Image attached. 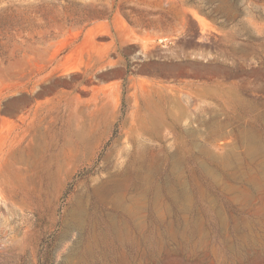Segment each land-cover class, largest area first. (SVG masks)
Here are the masks:
<instances>
[{
	"label": "rangeland",
	"instance_id": "374dc122",
	"mask_svg": "<svg viewBox=\"0 0 264 264\" xmlns=\"http://www.w3.org/2000/svg\"><path fill=\"white\" fill-rule=\"evenodd\" d=\"M0 264H264V0H0Z\"/></svg>",
	"mask_w": 264,
	"mask_h": 264
}]
</instances>
